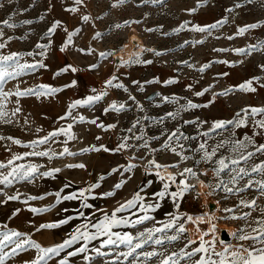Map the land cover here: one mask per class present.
Segmentation results:
<instances>
[{
	"label": "rangeland",
	"instance_id": "1",
	"mask_svg": "<svg viewBox=\"0 0 264 264\" xmlns=\"http://www.w3.org/2000/svg\"><path fill=\"white\" fill-rule=\"evenodd\" d=\"M0 264H264V0H0Z\"/></svg>",
	"mask_w": 264,
	"mask_h": 264
},
{
	"label": "bare ground",
	"instance_id": "2",
	"mask_svg": "<svg viewBox=\"0 0 264 264\" xmlns=\"http://www.w3.org/2000/svg\"><path fill=\"white\" fill-rule=\"evenodd\" d=\"M125 47H127L126 50H124L125 52L119 53V55H118L119 57L127 58V57L131 56L132 54L136 53L138 50L143 48V42H142L141 38L137 34L134 33L131 36L129 44L126 45ZM171 171L172 170H170V168H168V167H165L163 170V172L166 174H170ZM200 190H201V194L203 196L205 203L208 204L209 208H211L213 213H217L218 212V204L211 200L210 194H209L205 184H203V183L200 184ZM195 226H193V227L196 228L195 230H197V227H195ZM191 230L193 231V228H191ZM220 230H221L222 235H224V236L230 237V235H232L231 229H229V227L226 225L224 227H221Z\"/></svg>",
	"mask_w": 264,
	"mask_h": 264
}]
</instances>
